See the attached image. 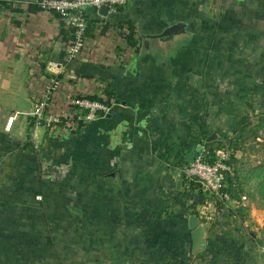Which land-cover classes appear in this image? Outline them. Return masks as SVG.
Here are the masks:
<instances>
[{
	"label": "crops",
	"instance_id": "crops-1",
	"mask_svg": "<svg viewBox=\"0 0 264 264\" xmlns=\"http://www.w3.org/2000/svg\"><path fill=\"white\" fill-rule=\"evenodd\" d=\"M85 10L84 48L64 62L70 33L58 14L33 0H0V264H219L204 249L239 207L264 225V162L247 164L244 140L264 112V0ZM128 22L135 45L125 39ZM178 23L181 32L163 40ZM69 71L77 80L66 79ZM56 74L60 105L71 95L103 96L105 87L113 95L104 115L56 137L44 130L39 142L31 92ZM211 132L231 145L228 189L258 184L227 202L195 194L183 173ZM203 202L216 204L212 222L198 215L208 239L186 255L187 218Z\"/></svg>",
	"mask_w": 264,
	"mask_h": 264
},
{
	"label": "built area",
	"instance_id": "built-area-1",
	"mask_svg": "<svg viewBox=\"0 0 264 264\" xmlns=\"http://www.w3.org/2000/svg\"><path fill=\"white\" fill-rule=\"evenodd\" d=\"M131 0H38L41 9L58 14L69 30L70 37L63 49V61L68 62L80 56L86 41V16L84 9L107 5L109 12H116L118 6H124ZM68 81L77 80L74 71L65 76ZM60 85L59 76L52 75L43 80L39 87H34L31 99L34 101V120L44 125L50 136L56 137L64 131H73L81 123H90L108 111V104L103 100L89 98L87 95H71L66 105H60L55 96ZM14 115L8 117L5 129L9 130ZM231 150L228 146H215L212 156L199 152L192 161L183 167L188 180L197 182L202 192L212 199L226 201L230 193L226 190L227 180L235 175L230 161ZM37 198H41L40 195Z\"/></svg>",
	"mask_w": 264,
	"mask_h": 264
},
{
	"label": "rangeland",
	"instance_id": "rangeland-1",
	"mask_svg": "<svg viewBox=\"0 0 264 264\" xmlns=\"http://www.w3.org/2000/svg\"><path fill=\"white\" fill-rule=\"evenodd\" d=\"M18 105L22 109L29 108V103H26L25 101H20ZM250 123H252L253 127L248 130L247 136L244 139L245 141L247 138L250 140V143L245 145V147H247L245 151L248 152L246 155L248 165L257 164L258 161L264 162V112L262 118L259 117L254 120H250ZM203 143L206 144V146L202 151L203 153H207L209 155H213L212 150H214L215 146H231L230 142H228L229 144H226L216 140L210 142L203 140ZM210 143L212 144L210 145ZM30 148L34 151V153H32L37 156L40 152V147L36 144V139L31 141ZM249 153L254 155H250ZM60 155L63 157L65 156L64 153H60ZM31 156L33 155L31 154ZM236 178L238 179V176H236ZM246 185L249 188H236L235 191L229 187L228 192L231 196H238L243 193L247 194L254 185L258 186L256 182ZM227 201L228 200L224 202ZM257 202V204L264 206V200H257ZM212 204L215 203L203 202V206L199 214L196 212V214L201 215V217H203V221H206L207 223L212 222V219L215 217ZM244 220H246L248 224H244V228L242 229V221ZM250 220L244 210V207H239L234 216H231L228 221H224V223L228 224L225 232L221 233L219 236L214 235V239H211L209 244L206 246L207 249H204V252L210 258L209 261L213 262L215 260L218 261L219 264H264V225L260 227L256 222ZM237 245L240 246V248H238ZM242 245L246 246L245 252L243 253L241 251ZM189 253V250L186 249V255H190ZM242 258H244L243 262L241 261Z\"/></svg>",
	"mask_w": 264,
	"mask_h": 264
},
{
	"label": "water",
	"instance_id": "water-1",
	"mask_svg": "<svg viewBox=\"0 0 264 264\" xmlns=\"http://www.w3.org/2000/svg\"><path fill=\"white\" fill-rule=\"evenodd\" d=\"M98 12L106 16L109 13V8L107 5H100L98 7ZM182 30V25L180 23L174 24L170 27H168L164 34L161 36L163 40L165 39H172L174 34H177L178 32H181ZM44 130L45 127L44 125H40L38 127V134L37 138L39 139V142H41L42 137L44 135ZM217 138V134L215 132H211L207 137L206 141L210 142L214 139ZM203 149V144H198L196 145L195 148H193L188 156L189 161H192L193 158L201 152ZM112 176H114L115 172L110 173ZM187 224H188V229L190 232V251L192 254H196L198 251H200L204 245L207 242V235H206V227L205 225L200 222V219L197 214H189L187 218Z\"/></svg>",
	"mask_w": 264,
	"mask_h": 264
},
{
	"label": "trees",
	"instance_id": "trees-1",
	"mask_svg": "<svg viewBox=\"0 0 264 264\" xmlns=\"http://www.w3.org/2000/svg\"><path fill=\"white\" fill-rule=\"evenodd\" d=\"M1 1L3 3H5L6 1H11V0H1ZM33 1H34V4L36 6H38V4L36 3L38 0H33ZM120 7H122V6H118L117 7V10ZM84 12H85V16H86V10L85 9H84ZM88 21H90V23L92 22L91 20H88ZM88 21H87V26H86V33H88V31H90L89 30L90 29V26H88ZM91 25H92V23H91ZM127 30H128V32L125 35V39H126L127 43L129 45H135V43H136V39L134 38L135 28H134V25L131 22H128L127 23ZM102 94H103V96H98V95H95V94H93V95H87V96L89 98L103 100L104 102L108 103L109 100L112 98V95H113L112 92H111V90L108 87H105L103 89ZM30 125H33V122L32 121H31ZM212 152L214 153V150H212ZM205 154H207V153H205ZM207 155L208 156H212V155H209V154H207ZM187 183H188L189 187L191 188V190H193L195 192V194L199 195L200 197H202L204 195V193L201 190L200 185L197 182H195L193 180H188L187 179ZM226 190L228 191V187H226ZM216 200L217 201H221L218 198H216ZM237 247L240 248V246H238V245H237ZM241 247H242V249H241L242 253L245 252L246 246L245 245H242ZM189 252H190V250H189ZM241 261L243 262L244 261V258H242Z\"/></svg>",
	"mask_w": 264,
	"mask_h": 264
}]
</instances>
